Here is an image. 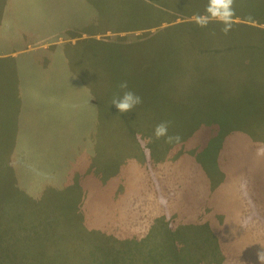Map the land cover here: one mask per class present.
<instances>
[{
  "label": "rangeland",
  "instance_id": "374dc122",
  "mask_svg": "<svg viewBox=\"0 0 264 264\" xmlns=\"http://www.w3.org/2000/svg\"><path fill=\"white\" fill-rule=\"evenodd\" d=\"M139 3L129 0L134 11L127 22L143 25L152 15ZM158 6L165 11L153 10L164 17L162 26L152 33L101 34V43L89 47L100 45L99 59L106 65L115 58L142 60V51L145 60H168L173 49L175 59L185 62L187 52L179 51L177 45L204 48L212 44L207 40L211 34L196 41L185 37L190 30L203 34L206 27L177 13L180 2ZM109 12L107 9L106 14ZM102 18L85 21L84 27L103 31L107 20ZM208 25L216 30V25ZM233 30L239 29L232 25ZM170 31L174 33L171 37ZM148 38L159 41L151 48L142 46L140 42ZM130 40L137 44L132 42L119 52L108 51L104 42L114 45ZM52 53L55 51L48 52L44 64L51 61ZM43 54L34 51L15 59L28 61L23 72L26 79H32L29 88L38 84L34 78L41 73L35 67L31 71L30 61L42 59ZM69 54L66 51L63 57L72 61ZM92 55L85 52V59ZM93 56L97 60L98 51ZM57 59L61 61V53ZM261 67L259 61L246 67L144 65L127 78L124 67L117 72L101 67V74L110 75V80L86 83L95 96L93 105L100 108L101 114L93 117L100 126H108L109 116L104 112L115 108L108 98L121 92V81H127L133 92L149 93V108L139 105L132 115L117 109L110 113V122L132 125L125 130L87 132L35 130L25 122L23 113L29 114L31 106L30 100L16 99L20 68L14 60L1 61L0 214L8 210L11 215L0 221V264H264L257 256L264 252V83L248 82L252 77H264ZM201 70L205 79L197 74ZM238 74L249 84L232 78ZM186 75L189 79L184 82L194 87V97L205 100L202 114H175L168 108L183 104L173 97L180 77ZM239 86L243 90L235 88ZM36 93L44 95L39 85ZM69 93L65 91L63 96ZM245 94L255 100L240 109L238 101ZM85 103L92 105L90 100ZM76 108L86 110L81 101ZM237 110L241 113H235ZM85 114L90 116L88 111L81 116ZM162 121L169 122V135L180 136L179 143L153 136ZM149 138L150 152H146L141 143ZM87 139L95 143L93 148L85 145ZM38 171L40 177L34 178ZM26 177L43 178V184L36 185ZM37 190L40 203L35 207ZM51 230L52 257L44 252Z\"/></svg>",
  "mask_w": 264,
  "mask_h": 264
},
{
  "label": "crops",
  "instance_id": "0c3cea01",
  "mask_svg": "<svg viewBox=\"0 0 264 264\" xmlns=\"http://www.w3.org/2000/svg\"><path fill=\"white\" fill-rule=\"evenodd\" d=\"M136 1L138 3L141 2V6H144L154 13L147 17L143 25L137 24L138 21L135 23L127 22L130 19V11H134L129 5V0H0V62L3 60H14L20 68L19 90L15 92L16 99L23 100L24 102L30 100L31 106L29 114L23 113L25 122L34 126L35 130L44 131L78 130L98 132L100 128H103V130H125L126 128L132 127V125L122 123L114 124L110 122L112 121L111 118H113L112 115L110 116V113L116 110V108H107L104 112L109 116L107 127L100 126L99 122L93 119V117L101 114V112L99 105H93L95 96L88 91L86 83L99 84L106 83L110 80V75L101 74V67L105 68L108 66L111 72H117V69L124 67L127 70L125 74L126 78L130 73L135 75L137 70L144 69V65H172L176 67V65L219 64L230 67H246L259 61L262 63L261 68L264 71V0H234L233 8L235 12L232 18V25L238 27L239 30L229 31L227 35L221 31L223 25L216 21L209 23L216 25V30H210L209 25H207L203 34L194 33L190 30L187 35L185 34V37L190 36L189 39L196 41L195 39L201 36L208 37L211 34V37H208L207 40L212 41V44L204 48L177 45L179 51L187 52L184 54L185 62H179V60L175 59L176 55L173 49L170 54V58L172 59L168 60H159V58L145 60V54L142 51V60L133 61L131 59H118L114 57L115 60H108L107 64L104 65L99 59L100 45L92 48L89 47L93 43H101V34L104 36L109 35L108 37H110L118 33H138L140 31H146L147 34L152 33L151 30H155L160 25L162 26L164 16H160L161 13L153 10L154 7H157L165 11L164 6H158L160 3L180 2L182 6L176 12L181 16L189 15L190 18H195L197 14H203L208 5V0ZM120 7L125 8L122 13H113L114 11H118ZM175 8L177 9V7ZM107 9L110 12L106 14ZM136 14V17L140 19L141 16H139L138 12ZM100 18L107 20V25L103 26V31L86 30L90 26L84 27L85 21L88 24ZM191 21H194V19ZM111 30L116 31L112 32ZM171 31L169 32V37L174 34ZM244 32L247 33L245 35L246 42L241 40ZM158 41L159 38L157 40L148 38L140 43L144 47L151 48L156 46ZM86 42L88 44H85ZM104 42L108 45V51L115 49L117 52L121 51L124 47H128L132 42L137 44L135 40L115 43L114 45H111L114 42ZM51 50H54L55 53L51 54V61L48 64H44L49 56L48 52ZM34 51L38 53L42 51L44 56L42 59L34 57V60L30 61L31 71H33L32 67H35L41 73L34 78L38 84L34 87L32 85L29 88L27 83L33 84L32 79H26L27 74L23 72L28 66V61H15V59L20 55L29 54ZM66 51L70 52L69 55H71L72 61H67L63 57V53ZM90 51L94 52L93 55L95 51H98L99 60H95L94 56L89 53ZM85 52H87L89 57L92 55V58L85 59ZM60 53L62 56L61 61L57 59ZM76 55H78V61L75 60ZM139 58L140 56L137 59ZM117 62H119V65ZM75 67L78 68V71H75ZM197 74L202 76L203 79L206 77L205 71L203 70ZM31 78H33V75ZM232 78L240 83L249 84L248 82H250V85L253 83H261L262 81L264 83V77H252L248 82L246 78H242L239 74L232 76ZM186 79H189L187 75L180 77L177 92L173 97L176 103L181 101L183 104H176L168 108L173 110L175 114H202L205 100L194 97L195 89L189 83L184 82ZM38 85L41 87L44 95H37ZM133 87L136 89L135 86ZM65 91H69L70 93L63 96ZM73 92L77 93L74 94ZM135 93L142 97L143 102L140 106L142 108H149V93L145 94L140 91ZM108 99L112 101V99ZM86 100L91 101L92 105L90 107L85 103ZM254 100L255 98L246 96L245 94L238 101V105L241 109L244 105L246 107L249 106ZM64 101L68 102L66 107L62 105ZM78 101H81V104L86 110L75 109ZM41 103L44 105L41 106ZM53 103H60V105L53 106ZM111 106L115 107L114 105ZM190 107L193 111H190ZM84 111H88L90 116L86 114L81 116ZM235 113H241V110H237ZM124 115H128V113ZM129 115H132V113ZM76 118L78 119V123L74 122ZM84 142L86 143L85 145H90V148H93L95 145V143L90 142L88 139ZM37 173L34 178H39L40 176L37 175H40L39 173L42 172L38 171ZM26 178L28 180L32 179L31 181L35 182L36 185H39L43 180V178ZM44 185H46V182H44ZM36 195L38 196L37 200L40 199L38 190ZM27 201L24 202L25 205ZM39 203L40 200L35 204V207ZM18 212L21 213L20 208H18ZM23 214L30 216L26 212ZM38 214L39 217H42L43 213ZM7 215H11L8 210L7 213L2 211L0 221H4ZM46 217L47 215L45 214L44 218ZM63 237L66 239L65 236ZM63 237H60L61 243L65 242L62 241ZM52 242L54 243V239L51 230L45 239L47 249L44 250L51 257L53 253ZM66 247L68 248V246Z\"/></svg>",
  "mask_w": 264,
  "mask_h": 264
},
{
  "label": "clouds",
  "instance_id": "9594fccd",
  "mask_svg": "<svg viewBox=\"0 0 264 264\" xmlns=\"http://www.w3.org/2000/svg\"><path fill=\"white\" fill-rule=\"evenodd\" d=\"M234 0H208L205 12L203 14H197L194 22L198 27L204 28L210 22L216 21L223 25L221 31L227 35L232 28V18L234 16L233 8ZM121 92L115 95L111 101V105H114L120 114H127L133 112V110L142 104V97L132 90H129L128 82L121 81L118 85ZM153 136L156 139L164 138L166 143H179V135H169V122L162 121L157 124L153 130ZM147 143H151V138L146 142L141 143V147L146 152H150L147 148ZM164 199L161 198V203H164ZM259 260H264V252L257 253Z\"/></svg>",
  "mask_w": 264,
  "mask_h": 264
}]
</instances>
